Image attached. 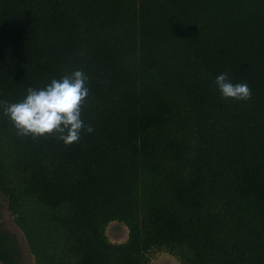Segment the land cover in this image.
<instances>
[{"label":"trees","instance_id":"obj_1","mask_svg":"<svg viewBox=\"0 0 264 264\" xmlns=\"http://www.w3.org/2000/svg\"><path fill=\"white\" fill-rule=\"evenodd\" d=\"M80 69L94 131L17 135L3 102ZM0 198L35 264H264V0H0Z\"/></svg>","mask_w":264,"mask_h":264},{"label":"clouds","instance_id":"obj_2","mask_svg":"<svg viewBox=\"0 0 264 264\" xmlns=\"http://www.w3.org/2000/svg\"><path fill=\"white\" fill-rule=\"evenodd\" d=\"M88 79L80 69L53 79L41 89L29 87L20 102H3L4 115L19 136L35 139L55 135L67 146L78 143L82 132L91 134L94 131L81 118V110L90 95ZM215 84L225 99L246 102L252 97L247 83H233L226 72L216 77Z\"/></svg>","mask_w":264,"mask_h":264},{"label":"rangeland","instance_id":"obj_3","mask_svg":"<svg viewBox=\"0 0 264 264\" xmlns=\"http://www.w3.org/2000/svg\"><path fill=\"white\" fill-rule=\"evenodd\" d=\"M0 211L1 219L0 224L2 227L17 234L19 241H21L22 248L25 250V264H35L34 257L30 254L27 242L21 230L17 227L14 222V217L10 215L7 210L6 203L0 198ZM108 234L114 242H123L127 237V228L120 226L116 229L115 224L110 226L108 229ZM151 264H181L179 260L165 252H153L150 256Z\"/></svg>","mask_w":264,"mask_h":264}]
</instances>
